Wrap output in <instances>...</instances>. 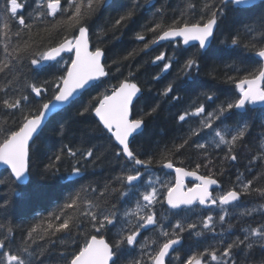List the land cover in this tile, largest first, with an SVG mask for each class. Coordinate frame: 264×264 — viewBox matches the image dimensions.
<instances>
[{
    "label": "snow or ice",
    "instance_id": "1",
    "mask_svg": "<svg viewBox=\"0 0 264 264\" xmlns=\"http://www.w3.org/2000/svg\"><path fill=\"white\" fill-rule=\"evenodd\" d=\"M112 6L110 0H32L28 11V0H4L0 7V114L6 117L0 121V166L7 173L0 176V187L6 191L0 195V264H171L169 257L179 264H264V223L241 228L236 234L234 224L228 222L233 208L241 209L239 217L264 216V203L258 207L242 203L250 197L264 201V131L254 151L248 144L256 127L249 113L264 108V0H200L199 4L183 0L182 7L171 9V15L169 5L156 8L145 0V5L133 3L104 26L95 27L97 43H102L109 32L115 37L127 28L138 10L154 8L143 28L153 38L145 42L146 36L137 34L135 39L143 47L129 52L123 61L167 41L174 45L171 55L161 51L151 63L166 61L162 73L173 64L178 69L160 97L179 102L180 95L172 94L197 85L204 68L212 80L219 78L237 90L223 100L211 90L201 93L202 102L176 117L181 125L193 119L195 124L153 151L136 146V138L146 120L158 114L162 101L136 114L135 102L142 89L133 81L140 69L117 79L123 75L122 62L106 63V50L91 41L95 19ZM229 12L254 15L234 21L219 41L223 47L208 63L210 45ZM191 48L195 51L189 52ZM248 53L260 62L251 70L242 66ZM113 66L116 73H111ZM44 74L48 78L41 79ZM113 79L117 82L111 83ZM96 89L102 90L73 119L92 118V126L79 129L81 143H105L84 150L63 145L43 164L40 179L57 178L67 158L68 179L78 186L47 219L21 226L25 234L17 243L18 227L8 217L14 205L28 198L32 145L54 114ZM260 128L264 130V120ZM59 131L67 134L66 123ZM245 149L250 157L245 171H238L232 186L224 190L216 177H223V164L234 165ZM189 150L191 170L176 162ZM105 163L113 173L106 182L79 183L95 176ZM201 168L209 169L208 174L201 175ZM157 172H174V178L165 181ZM186 177L198 182L189 187ZM157 206L167 215L159 213ZM197 210L207 214L193 219ZM186 235L205 240L210 236L215 243L182 257L178 249Z\"/></svg>",
    "mask_w": 264,
    "mask_h": 264
},
{
    "label": "trees",
    "instance_id": "2",
    "mask_svg": "<svg viewBox=\"0 0 264 264\" xmlns=\"http://www.w3.org/2000/svg\"><path fill=\"white\" fill-rule=\"evenodd\" d=\"M110 2L113 3V6L103 10L95 19L93 34L91 35L93 45L102 47L106 50V63L111 64L114 60L122 62L121 72L123 75L117 76V79H123L127 76L129 71L136 72L137 68L140 69L139 72L136 73L133 81L136 82L142 89L139 99L135 102L134 112L136 114L148 111L156 104L157 101H162L158 114L146 120V127L143 133L136 138V146H142L145 150L153 151L156 150L157 144L163 147L165 143L170 142L173 138L183 135L190 126L195 124V119L181 125L178 123L176 117L184 110L190 109L195 104L202 102V96L200 94L204 91L211 90L216 92V94L220 96L221 100L226 97L230 98L237 94V90L233 84L222 83L219 78L217 80H212L211 77L207 75L208 69L204 68L202 69L201 77L197 85L172 94L180 95L181 100L179 102L170 98L165 100L160 97L159 93L162 92L164 87L176 77L178 65L173 64V67L167 73H162L161 69L163 67V63L166 61L157 62L156 65L152 64L151 61L161 51L171 55L174 45L168 42L148 51L146 54L140 53L134 60L123 61L122 58L129 52H133L134 50L135 52H139V50L143 47L142 42L135 39L137 34H144L146 36L145 42L153 38V35L151 33H145L143 28L152 19L155 9L145 6L143 9L138 10L134 21L131 22L127 28H123L120 32H117L115 37H113L111 32H109L107 39L103 40L102 43H97V37L95 34L96 26H104L107 22L117 17L121 11L133 3L145 5V0H114V2L113 0H110ZM150 2L155 4L156 8L161 7L162 4L169 5V15H171L172 8L182 7L183 4V0H150ZM3 3L4 0H0V7H3ZM28 3V11H31L32 0H28ZM197 3L199 4L200 0H197ZM251 15H254V13L245 12L234 15L229 12L227 20L220 27L216 42L210 45L211 51L209 53L208 63H211L212 59L215 58L217 50L223 47L219 41L224 40L225 34L232 27H234V21L246 20ZM191 51H195V49H189V52ZM0 58H2V51H0ZM259 63V60L253 54L248 53L244 56V64L242 66L251 70L258 67ZM111 73H116V66L112 67ZM48 75L49 74H44L40 78L46 79L48 78ZM158 75L161 78L158 81L154 80L153 78ZM116 82V79L111 81V83ZM189 83L191 84V82ZM100 90L102 89H96L85 93L70 106L63 108L58 113L54 114L43 127L39 137L32 145V152L34 153L32 168L33 175L31 177V185L27 190L28 198L25 202L14 205L13 210L8 217V219L18 227V230L15 233L17 243H19L25 234L24 231L20 230L21 226L23 228H27L29 225L35 223L41 218L47 219L50 213L57 211L58 206L63 203L67 194L74 187L78 186V184H73L72 181L68 179V169L70 166L67 158L60 165V176L57 178L41 180L39 172L41 171L43 164L47 163L49 158L58 153L63 145L84 150L87 147H91L93 145H103L105 143V141L102 140H93L91 143H81L79 129L92 126L93 121L91 117H88L86 120L73 119L77 110L92 96H95L97 91ZM198 96H200L199 100L197 99ZM249 116L256 124V127L252 129L251 136L248 137L249 148L254 151L255 145L258 143V137H260L261 132L264 131L260 128V123L264 120V108H256L254 111L249 113ZM4 119H6V117H4L3 114H0V121H3ZM65 123L67 134L62 136L59 128L61 124ZM101 150H104L103 147ZM190 152L191 150L176 157L177 166L185 167L188 170H191L193 165L188 162ZM219 155L223 156V153H219ZM249 158L248 149H245L244 152L240 154L238 162L234 165L228 162L223 164V167L226 170L225 175L223 177L217 176L216 178L220 180L224 190H227L232 186V181L235 180L236 173L238 171H245V166L248 164ZM180 160H184V163L180 164ZM259 170L261 169L257 168V171ZM208 172L209 169L201 168L200 170L201 175H207ZM112 174L111 169L105 163L100 168L96 169L95 176L89 175L84 181H80L79 183L93 181L95 183L103 184ZM6 175L7 173L0 170V176ZM156 175H159L165 181H170L174 178L172 173L165 175L164 172H157ZM248 178L251 177L249 176ZM215 190L219 191L220 189L215 188ZM5 194V189L0 187V195ZM17 199L19 198L17 197ZM242 203L247 207H258V205L260 203H264V201L250 197L246 198ZM157 210L159 213L167 215L165 209L157 206ZM240 210V208L231 209V219L228 221L229 223L234 224L236 234H239V230L241 228L256 226L258 223H264V216H261L258 213H254L252 218L239 217ZM197 213L198 215L193 217V219L202 218V215L207 214L206 212L200 213L199 210H197ZM181 215L191 216V213H181ZM2 222L3 221L0 220V223ZM223 227L226 229L227 224L223 225ZM220 228L221 225L217 224L218 232L220 231ZM144 235L151 237L152 233L145 232ZM225 237H227V233H225ZM197 241H202V244L198 245L196 243ZM214 243L215 241L212 240L210 236L205 240L203 237H188L186 235L183 246L178 249V252L182 257H186L187 254H190V250H202L203 246ZM169 260H171V264H179V262L173 260L172 257H169Z\"/></svg>",
    "mask_w": 264,
    "mask_h": 264
},
{
    "label": "water",
    "instance_id": "3",
    "mask_svg": "<svg viewBox=\"0 0 264 264\" xmlns=\"http://www.w3.org/2000/svg\"><path fill=\"white\" fill-rule=\"evenodd\" d=\"M165 43H168L167 41H164V42H161L160 43V45H162V44H165ZM160 45H157V46H154V48H156V47H158V46H160ZM148 51H150V50H148ZM147 51V52H148ZM257 58V57H256ZM258 59V58H257ZM259 60V59H258ZM258 108V107H257ZM63 109V108H62ZM43 129V128H42ZM0 170H3V168H2V166H0ZM166 171H168V170H166ZM173 173V175H174V172H172ZM188 182H198V181H196V179L194 178V177H186L185 178V183L187 184ZM214 188H216V186H213Z\"/></svg>",
    "mask_w": 264,
    "mask_h": 264
},
{
    "label": "bare ground",
    "instance_id": "4",
    "mask_svg": "<svg viewBox=\"0 0 264 264\" xmlns=\"http://www.w3.org/2000/svg\"><path fill=\"white\" fill-rule=\"evenodd\" d=\"M194 183H196V182H190V183H188V186L191 187Z\"/></svg>",
    "mask_w": 264,
    "mask_h": 264
}]
</instances>
